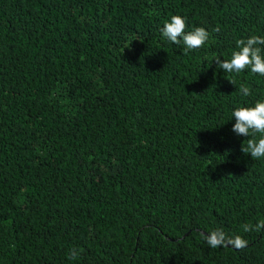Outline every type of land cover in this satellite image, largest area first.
I'll return each instance as SVG.
<instances>
[{"label": "trees", "instance_id": "1", "mask_svg": "<svg viewBox=\"0 0 264 264\" xmlns=\"http://www.w3.org/2000/svg\"><path fill=\"white\" fill-rule=\"evenodd\" d=\"M176 14L209 42L163 41ZM252 35L264 0H0V264H264V160L230 121L264 76L212 64Z\"/></svg>", "mask_w": 264, "mask_h": 264}, {"label": "clouds", "instance_id": "2", "mask_svg": "<svg viewBox=\"0 0 264 264\" xmlns=\"http://www.w3.org/2000/svg\"><path fill=\"white\" fill-rule=\"evenodd\" d=\"M188 25L187 17L176 14L172 15L160 27V37L167 43L183 45L185 54L200 50L210 40V32L203 26L186 31ZM216 70L223 74L239 75L250 70L254 74L264 76V35H252L247 39L238 40L236 49L232 51L230 59L216 58L212 64ZM233 83V81H230ZM239 95L242 97L250 96L249 87L241 84ZM232 123L231 131L236 137H257L248 139L247 144L242 142L241 152L252 159L264 160V99H257L251 106L233 107L230 113ZM218 128V127H217ZM264 230V220H258L255 225H243V231ZM225 234L217 229L207 234L206 242L212 247H218L225 239ZM235 246L244 247L245 241L239 236L234 237ZM72 259L79 256V250L72 249L70 253Z\"/></svg>", "mask_w": 264, "mask_h": 264}]
</instances>
